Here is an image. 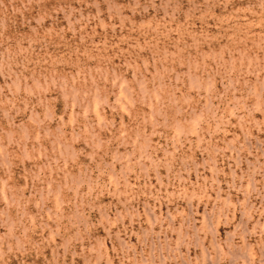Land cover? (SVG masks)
<instances>
[{
	"label": "rangeland",
	"instance_id": "rangeland-1",
	"mask_svg": "<svg viewBox=\"0 0 264 264\" xmlns=\"http://www.w3.org/2000/svg\"><path fill=\"white\" fill-rule=\"evenodd\" d=\"M0 264H264V0H0Z\"/></svg>",
	"mask_w": 264,
	"mask_h": 264
}]
</instances>
